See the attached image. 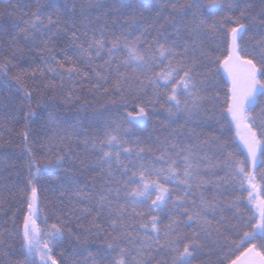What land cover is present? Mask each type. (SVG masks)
Segmentation results:
<instances>
[{
	"label": "snow or ice",
	"instance_id": "1",
	"mask_svg": "<svg viewBox=\"0 0 264 264\" xmlns=\"http://www.w3.org/2000/svg\"><path fill=\"white\" fill-rule=\"evenodd\" d=\"M144 3L155 4L158 15L168 12L164 19L171 32L129 16ZM108 7L128 17L118 35L106 36L105 23L82 38L74 21L62 24L58 9L56 16L49 12L55 0H37L35 11L21 12L22 26L13 24L0 79L10 80L28 102L21 189L27 209L19 233L0 229V264H82L75 252L57 256L55 250L65 241L87 244L101 235L107 264H194L206 250L215 261L201 264H264V0L258 6L255 0H118ZM153 29L157 35L149 40ZM10 65L18 68L15 75L9 76ZM221 70L228 79L223 97L210 91L219 87ZM86 85L96 97L91 103L106 98L124 111L105 124L101 136H84L86 158L80 159L73 135H61L53 114L44 112L57 100L79 102L78 89ZM33 99L40 111L33 109ZM89 103L85 99L83 106ZM157 106L166 113L158 143L145 147L125 139L132 128L147 124ZM41 119L47 141L38 158L29 123ZM212 121L220 126L219 135L191 127H212ZM233 127L243 153L227 135ZM185 128L194 143L182 142ZM73 156L80 167L99 170V184L76 189L68 211L57 209L62 215L48 225L47 217L39 219L38 184L43 176L74 166ZM229 190L239 195L229 199ZM64 195L62 186L61 205ZM249 205L259 214H248ZM17 234L23 259L13 262L8 240Z\"/></svg>",
	"mask_w": 264,
	"mask_h": 264
},
{
	"label": "trees",
	"instance_id": "2",
	"mask_svg": "<svg viewBox=\"0 0 264 264\" xmlns=\"http://www.w3.org/2000/svg\"><path fill=\"white\" fill-rule=\"evenodd\" d=\"M207 2V0H205ZM257 6L259 0H255ZM88 3L104 4L105 8L96 9L94 7H87ZM114 4H118V0H55V8L49 9V12L56 16V9L59 10L58 18L62 24H71L73 21L79 28V34L83 38V33L88 31L91 35L92 31L100 29L105 23L108 28L105 31L106 36H111L112 33L120 34L121 24H124L128 19L127 16L122 15V9L117 10L114 7H108ZM15 5V11H11L12 6ZM37 0H0V63L4 60L3 53L8 49L9 41L12 34L15 32L13 28L14 23H19L22 26L21 12H28L29 14L36 10ZM83 7V11H82ZM11 11V15L8 13ZM259 7H257V12ZM107 13V14H105ZM47 15V14H46ZM135 15L137 21L144 25H155L156 28L163 26L168 32H171V27L166 23L164 17L168 15V12H163L160 15L157 14V6L153 3H144L142 7H139L135 13H129V16ZM99 17V21H97ZM116 19L117 23L113 24V20ZM89 21L92 23L89 24ZM252 29H250L251 33ZM70 35V33H69ZM97 35L99 32L97 31ZM155 29L151 30V34L148 35V39L156 36ZM63 42L60 47H63ZM59 51V49H57ZM97 63H102V60H97ZM14 63H17L14 61ZM19 63L27 67L25 61H19ZM11 71L9 76L15 75L18 68L9 66ZM219 82L218 88H211L210 91L213 95L219 92V95L223 97L227 92L228 82L224 77L221 70L217 77ZM71 85H66V88H70ZM87 85L84 91L78 89V94L81 97L79 102L74 105H65L61 101H55V105L47 106L44 112V117L47 113H52L53 118L59 125V131L61 135H73L72 148L79 155L80 159H85V152L82 140L85 135L87 136H101L105 130V124L110 122L114 118H119V115L123 113V109L117 110L115 107L107 103L106 98H101L97 103H91L96 99L95 96L87 91ZM87 99L90 103L87 107L83 106L84 100ZM27 101L23 99L21 93L11 85V81L7 79H0V161L7 160V163H0V229H12L16 233H19L22 229L23 215L27 209L26 203L21 199V189L24 187L23 178L26 175V169L24 166V149H23V131L25 121L23 119L24 112L28 111ZM33 109L40 111L37 108L36 100L32 101ZM219 111V106L218 109ZM166 113L160 110L159 106L155 110V114L150 116L146 125H139L131 129V135L125 137L130 141H140L141 146H155L158 143V138L162 137L164 132V126L166 124ZM43 119L38 120L36 123H29L30 140L35 143L34 151L37 153L38 158H41L46 148L41 147L47 141V136L43 134L45 131L41 128ZM183 123V120L179 122ZM212 127H197L196 124H192L191 127L195 128V131L202 133L203 135H210L215 131L216 135L220 134V126L212 121ZM178 127V125H173ZM124 128H129L128 125H124ZM75 129H79L78 134L74 132ZM37 131L42 134L37 136ZM183 143L190 144L195 142V137L188 135L187 128L182 130ZM48 135H51V131H48ZM230 140L234 144L239 145L235 138L234 127L227 133ZM55 146L53 151H55ZM204 151L212 155L213 149L211 145H206ZM240 152L244 151L240 147ZM238 158H243L238 156ZM72 159L75 161L74 166L66 165L52 174L43 176L38 184V210L39 219L42 221L45 217L48 218V225L56 222V217L62 215L63 212L68 211L67 205L70 199L76 200L74 192L78 188H84L87 185L89 188L93 182L99 184L100 176L99 170L91 171L87 167H80L79 160L76 156ZM73 181H76L73 184ZM65 191L63 197L64 204L59 203L58 197L60 192ZM231 193V190H229ZM208 195L211 196L212 192L209 191ZM233 195H239V193H231L228 198L231 199ZM247 196V192L244 193ZM83 207L81 203L79 205ZM248 214H253L250 206L247 208ZM15 213V216L13 214ZM46 227V226H45ZM8 244L11 245L9 249V259L13 262L22 260V238L19 234L8 240ZM57 256L63 253L65 256H73L74 259L83 262L87 259V264H107L108 252L107 246L104 243V237L101 235L99 238H89L87 244H77L75 241L69 243L65 241L62 247H58L56 250ZM89 253L92 256H89ZM215 261V256L210 253L202 255L194 264H201V260Z\"/></svg>",
	"mask_w": 264,
	"mask_h": 264
},
{
	"label": "rangeland",
	"instance_id": "3",
	"mask_svg": "<svg viewBox=\"0 0 264 264\" xmlns=\"http://www.w3.org/2000/svg\"><path fill=\"white\" fill-rule=\"evenodd\" d=\"M222 72H223V70H222ZM223 74H224V73H223ZM224 77H225V79H226L227 82H228L227 76H226L225 74H224ZM235 131H236V130H235V128H234V133H235ZM235 138H236V141L238 142V144L240 145L241 149L244 151L242 144H240L239 138L236 137V134H235ZM253 204H256V201H254ZM249 206L251 207V209H252V211H253V214H256V215L259 214V208H258V207H253L252 205H249Z\"/></svg>",
	"mask_w": 264,
	"mask_h": 264
}]
</instances>
